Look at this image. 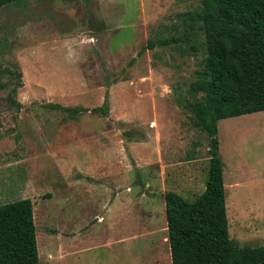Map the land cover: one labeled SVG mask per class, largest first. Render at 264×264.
Masks as SVG:
<instances>
[{"label": "rangeland", "instance_id": "rangeland-1", "mask_svg": "<svg viewBox=\"0 0 264 264\" xmlns=\"http://www.w3.org/2000/svg\"><path fill=\"white\" fill-rule=\"evenodd\" d=\"M198 5H0V204L31 200L40 264H79L80 253L63 257L62 249L100 238V230L110 238L92 216L118 196L144 218L161 207L163 191L193 200L204 190L208 136L185 106L205 53L202 30L186 16ZM170 37L178 42L147 47ZM105 102L107 114L91 110ZM61 107L82 110L71 116ZM217 128L229 235L264 246V110L222 118ZM87 219L86 233L62 239L66 226Z\"/></svg>", "mask_w": 264, "mask_h": 264}, {"label": "trees", "instance_id": "trees-1", "mask_svg": "<svg viewBox=\"0 0 264 264\" xmlns=\"http://www.w3.org/2000/svg\"><path fill=\"white\" fill-rule=\"evenodd\" d=\"M186 16L202 30L205 53L185 106L208 136L209 157L205 188L193 200L171 190L163 194L171 264H264L263 245H240L229 235L217 137L218 120L264 110V0H199ZM176 42L177 37L148 40L147 47ZM61 108L71 116L82 110ZM91 110L107 114V103ZM37 261L31 200L0 204V264Z\"/></svg>", "mask_w": 264, "mask_h": 264}, {"label": "crops", "instance_id": "crops-1", "mask_svg": "<svg viewBox=\"0 0 264 264\" xmlns=\"http://www.w3.org/2000/svg\"><path fill=\"white\" fill-rule=\"evenodd\" d=\"M118 197L116 201L100 205V211L92 216V220L106 226V230L110 232L107 236L110 238L102 236L100 230V238L90 237L83 246L68 253L61 248L63 251L61 256L80 253L79 264H171L164 197H162L161 207L156 211H144L149 214V217L144 218L130 200L126 201L121 196ZM116 205L129 206L131 209L127 210L126 214L112 213V207ZM129 214L132 215V221H134L132 223L129 222V218L131 220ZM150 217H156L159 220L158 223L153 225L152 222H148L147 219ZM71 224L62 230L64 233L62 239H68L83 231L86 233L90 228L88 219L77 226ZM36 263L40 264L39 257Z\"/></svg>", "mask_w": 264, "mask_h": 264}]
</instances>
